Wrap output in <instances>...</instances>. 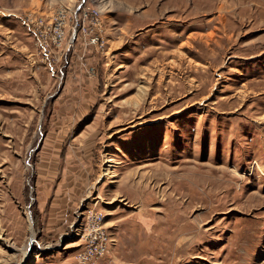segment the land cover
Listing matches in <instances>:
<instances>
[{
  "label": "rangeland",
  "instance_id": "374dc122",
  "mask_svg": "<svg viewBox=\"0 0 264 264\" xmlns=\"http://www.w3.org/2000/svg\"><path fill=\"white\" fill-rule=\"evenodd\" d=\"M0 264H264V0H0Z\"/></svg>",
  "mask_w": 264,
  "mask_h": 264
},
{
  "label": "built area",
  "instance_id": "2783aa9c",
  "mask_svg": "<svg viewBox=\"0 0 264 264\" xmlns=\"http://www.w3.org/2000/svg\"><path fill=\"white\" fill-rule=\"evenodd\" d=\"M41 46H42V48L45 50V47H44V45L41 43Z\"/></svg>",
  "mask_w": 264,
  "mask_h": 264
},
{
  "label": "bare ground",
  "instance_id": "6f19581e",
  "mask_svg": "<svg viewBox=\"0 0 264 264\" xmlns=\"http://www.w3.org/2000/svg\"><path fill=\"white\" fill-rule=\"evenodd\" d=\"M27 252H28V249H27V251L25 252L26 254H25V257L27 256Z\"/></svg>",
  "mask_w": 264,
  "mask_h": 264
}]
</instances>
